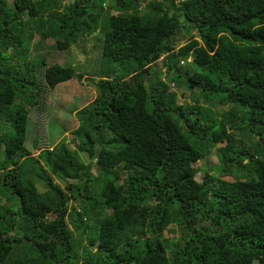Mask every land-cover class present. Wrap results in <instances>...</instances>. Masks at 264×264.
Segmentation results:
<instances>
[{"label": "trees", "instance_id": "16d2710c", "mask_svg": "<svg viewBox=\"0 0 264 264\" xmlns=\"http://www.w3.org/2000/svg\"><path fill=\"white\" fill-rule=\"evenodd\" d=\"M12 2L0 0V264H264V0ZM92 33L97 93L69 120L72 141L48 146L47 94L78 73L53 57Z\"/></svg>", "mask_w": 264, "mask_h": 264}, {"label": "rangeland", "instance_id": "374dc122", "mask_svg": "<svg viewBox=\"0 0 264 264\" xmlns=\"http://www.w3.org/2000/svg\"><path fill=\"white\" fill-rule=\"evenodd\" d=\"M8 3L10 5L13 4L12 0H8ZM192 33L193 31L191 30L185 34L179 31L175 38L176 45L179 46L183 44L189 39V35ZM95 36L96 35L93 33L89 36H85L83 39L76 42L67 53L61 55L57 54L56 57H53L54 60H57V62L62 65H73L78 72L77 75L81 74L82 78L76 76L67 81L60 82L51 90V93L47 94V102L51 105L50 111L52 112L51 119L46 120L45 123L47 125L46 133L49 142L48 146L55 144L57 141L65 137L68 142L72 141V129L75 125H70L69 120L76 118L74 111L90 102L97 93L94 82L98 79L95 77V74L99 69V61L97 59V48L94 46L96 44V39H94ZM34 42L39 46L38 48H35L37 52L51 56L53 55L54 49L51 46L53 40L51 38L39 39L38 37H35ZM158 64L161 66V60H158ZM177 92L180 95L179 103H184L187 98L186 96H182L181 93H187V90L182 88L178 89ZM65 123H67V127L64 126ZM222 144H224V142L219 143V145ZM27 145L30 147L29 143H27ZM80 156L84 161H88L86 153L80 152ZM217 163L218 157L215 151H211L207 156L199 159L195 163V166H198L199 168L196 178L200 180L203 172L206 170L211 171L213 166ZM122 177L123 174H121L119 180H122ZM171 229L172 231L165 232L164 235L169 239L174 240V237H177L180 233V227L171 225Z\"/></svg>", "mask_w": 264, "mask_h": 264}, {"label": "water", "instance_id": "95a60500", "mask_svg": "<svg viewBox=\"0 0 264 264\" xmlns=\"http://www.w3.org/2000/svg\"><path fill=\"white\" fill-rule=\"evenodd\" d=\"M189 30H190L189 27H185V29H184L185 33H188ZM177 35H178V33L175 34V37H177ZM77 76H78V78H82V75L81 74H78Z\"/></svg>", "mask_w": 264, "mask_h": 264}]
</instances>
